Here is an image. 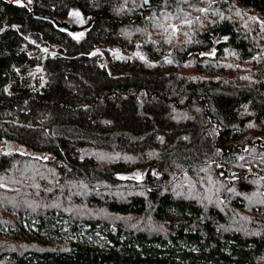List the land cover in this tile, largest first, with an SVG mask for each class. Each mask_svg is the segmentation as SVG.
Segmentation results:
<instances>
[{
  "label": "trees",
  "instance_id": "1",
  "mask_svg": "<svg viewBox=\"0 0 264 264\" xmlns=\"http://www.w3.org/2000/svg\"><path fill=\"white\" fill-rule=\"evenodd\" d=\"M0 144V264H264V0H0Z\"/></svg>",
  "mask_w": 264,
  "mask_h": 264
},
{
  "label": "rangeland",
  "instance_id": "2",
  "mask_svg": "<svg viewBox=\"0 0 264 264\" xmlns=\"http://www.w3.org/2000/svg\"><path fill=\"white\" fill-rule=\"evenodd\" d=\"M8 1L18 2V3H27V0H8ZM72 21H75L76 24H81L84 22L81 16H74ZM218 39L219 37H216L215 41H217ZM212 52H213L212 49L208 51V53H212ZM34 154L43 155L41 152H36ZM143 172H144V168H136L131 171L120 173L119 175L123 178L131 177V178L140 179L143 176ZM37 223L38 222L36 219H19L17 224H21L24 230L23 237L21 239H23L25 236L27 237L41 236V237H45L50 240H54V239H67L71 236L74 237L75 235H78V236H84L85 239L92 241V242H99L100 240H102V236H99L97 232H94V234H91V235H89L88 233H85L84 232L85 228H81V230H78V232L71 231V227L69 226L68 223L65 222V220L57 219V221L55 222V225L52 224L50 230H46V231H39L37 227L38 226ZM61 224L63 226L59 227V225ZM7 231L8 230H6L5 225L0 226V239L7 238V234H6Z\"/></svg>",
  "mask_w": 264,
  "mask_h": 264
},
{
  "label": "built area",
  "instance_id": "3",
  "mask_svg": "<svg viewBox=\"0 0 264 264\" xmlns=\"http://www.w3.org/2000/svg\"><path fill=\"white\" fill-rule=\"evenodd\" d=\"M10 214H11V217L16 221V224H17L19 221L17 216L14 213H10ZM18 225H21V224H18Z\"/></svg>",
  "mask_w": 264,
  "mask_h": 264
},
{
  "label": "snow or ice",
  "instance_id": "4",
  "mask_svg": "<svg viewBox=\"0 0 264 264\" xmlns=\"http://www.w3.org/2000/svg\"><path fill=\"white\" fill-rule=\"evenodd\" d=\"M145 2H147V0H145ZM201 11H205V10L204 9H201ZM73 15L79 16L80 14L77 12V13H73Z\"/></svg>",
  "mask_w": 264,
  "mask_h": 264
}]
</instances>
